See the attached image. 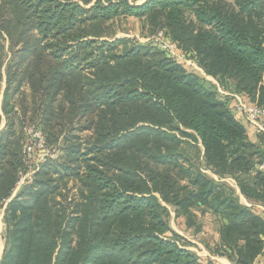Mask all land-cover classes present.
<instances>
[{
    "label": "trees",
    "instance_id": "1",
    "mask_svg": "<svg viewBox=\"0 0 264 264\" xmlns=\"http://www.w3.org/2000/svg\"><path fill=\"white\" fill-rule=\"evenodd\" d=\"M138 1L0 0V68L3 40L16 48L2 93L8 236L0 264H215L185 247L163 203L189 228L193 208L219 221L212 254L255 264L264 253V215L219 180L231 177L245 197L264 202V145L249 140L232 97L154 43L107 38L114 19L134 16L163 30L223 89L264 106V0ZM22 84L44 148L57 153L44 160L38 148L31 159L22 152L25 119L10 101ZM19 105L26 115L28 105ZM83 116L91 134L70 128L52 149L54 119L70 127ZM184 136L201 142L202 160L219 179L183 153Z\"/></svg>",
    "mask_w": 264,
    "mask_h": 264
},
{
    "label": "rangeland",
    "instance_id": "2",
    "mask_svg": "<svg viewBox=\"0 0 264 264\" xmlns=\"http://www.w3.org/2000/svg\"><path fill=\"white\" fill-rule=\"evenodd\" d=\"M139 0L138 2H140ZM225 5H232L231 0H221ZM110 34L107 38H110L111 40L114 38H127L132 39L137 42L142 43H154L158 48H160L157 43L155 42V32L150 31L148 26H143L140 19L134 17V16H127V17H119L114 19L110 23ZM4 43V49L1 54L2 58V67L0 68V131H3L7 127V118L5 113L2 110V100H3V90L6 86V72L5 67L8 64V62L11 60L12 56H14V50L9 48L7 39L3 40ZM162 49V48H160ZM167 52V51H166ZM168 53V52H167ZM173 57V54L168 53ZM179 60L184 62L187 69H191L196 71L200 76L204 77L207 81H210L213 83L216 87H221L215 78H213L210 75H206L203 69H201L199 66V69L194 68L191 64H189V61H194L189 57H185L182 55H177ZM176 56V58H178ZM174 58V57H173ZM195 62V61H194ZM14 85V84H12ZM26 87L22 84L21 86L17 87V89L11 90V102H14V109H17L18 114H21L22 118L25 120L23 121L21 125V130L23 132V138L21 140V143L24 138H26L24 127H32L34 131H37L38 133L43 135V132L41 131L43 128L41 125V120L38 115H33V112L31 110V99L28 95V92H24ZM23 91V92H22ZM22 93L27 94L25 96V99L22 98ZM30 99V100H29ZM58 102H61V96L59 95L57 97ZM19 102H22V105L27 106L28 110H26V115L23 116V110L20 108L21 105H19ZM20 112V113H19ZM33 117V119H31ZM36 117V118H35ZM85 117L75 118L72 122V124L69 127V124H67L68 120L65 119H59L55 118L53 123L54 127L51 131L55 138H52V140H55L54 144L52 145V149H56L57 151L59 148L61 149V145L63 144V133L64 131H67L71 128V132L74 133L77 137H87L91 134V131L88 130L87 123L85 121ZM63 120V121H62ZM62 121L63 124H58ZM18 123L16 122V128L19 130ZM69 127V128H68ZM190 131V130H188ZM44 136V135H43ZM183 143L181 144V150L185 155L191 159V162L198 167H200L205 174L213 179H219L218 175L214 173L213 169L209 166H207L204 161L202 160V145L200 141H194L192 138H189L188 136L183 137ZM39 149V148H38ZM37 149V153L40 155H44L45 151L44 149ZM49 150L48 152H52L50 148H47ZM23 152V150H22ZM52 156L56 155L57 153H49ZM261 164H264V162H261ZM260 164V165H261ZM259 165V166H260ZM31 169V167H30ZM29 172L25 173L28 174ZM25 174H22L20 176V179L15 186L12 196L16 195L20 187L25 183V180L28 179L29 175L25 176ZM219 180H222L226 182L228 185H230L232 188L236 184L235 180L231 177H224L220 178ZM68 185L71 186L70 189V195L75 191V188L73 186L72 180L68 182ZM165 207L169 211V225L173 232L177 233L181 236V238L184 240L182 243L185 244V247L190 249L192 252H194L198 257H200L203 261V263H206L208 260H211L212 262H216L217 260L214 258H226L222 255L218 254H212L210 252L209 247H213V244H215L218 241V238L216 236V233L219 228V221L211 216L208 212L201 213L198 209L193 208V211L196 214V217L194 219L195 225L191 226V228L187 227L184 221V218L182 216L176 217L175 216V208L171 204L163 203ZM5 205L0 206V261L4 255V251L7 244V222L5 220ZM170 237V236H169ZM262 262H259L260 264H264V258L262 259ZM216 264H219L216 262Z\"/></svg>",
    "mask_w": 264,
    "mask_h": 264
},
{
    "label": "built area",
    "instance_id": "3",
    "mask_svg": "<svg viewBox=\"0 0 264 264\" xmlns=\"http://www.w3.org/2000/svg\"><path fill=\"white\" fill-rule=\"evenodd\" d=\"M154 40L160 48L167 51L168 53L173 54V57L176 60L182 58L181 56L180 57L177 56V55H182L179 48L177 47V44L173 41L168 40L165 37L163 30H158L155 33ZM176 56L178 58H176ZM189 64H191L194 68L199 69L198 65L194 61H189ZM217 90L221 95L232 97L233 111L241 113L244 116V118L247 120V122L254 127L256 133L264 134L263 105L261 106L257 104L247 103L244 100V98L239 94L226 91L222 87H217ZM24 130H25L26 138H24L22 141V150L28 159H31L32 154L37 148L44 149L45 151V154L41 155L42 160H44L47 156H52L51 154H49L52 152H48L49 150L44 148V136L42 134L38 133L37 131H34L32 127H24ZM259 168L264 171V164H261ZM27 175H29V173L25 174V176Z\"/></svg>",
    "mask_w": 264,
    "mask_h": 264
},
{
    "label": "crops",
    "instance_id": "4",
    "mask_svg": "<svg viewBox=\"0 0 264 264\" xmlns=\"http://www.w3.org/2000/svg\"><path fill=\"white\" fill-rule=\"evenodd\" d=\"M233 113H234L236 119L239 120L246 127L247 136H248L249 140H251L252 142H257V143H261L262 145H264V134L256 133L254 130V127L250 123L247 122V120L244 118V116L241 113H238L235 111H233ZM233 188H234L235 194L237 195L239 201L242 204H245L247 206H252L254 208V210H256L257 212L264 215V202L248 199L247 197H245L240 192L239 187L236 184L233 186ZM216 236L218 237V233H216ZM263 258H264V253L259 255L256 258L255 264H260L259 262H262ZM214 259H216L217 260L216 262L219 264H234L231 261H229L227 258H220V257L218 258L217 257Z\"/></svg>",
    "mask_w": 264,
    "mask_h": 264
},
{
    "label": "water",
    "instance_id": "5",
    "mask_svg": "<svg viewBox=\"0 0 264 264\" xmlns=\"http://www.w3.org/2000/svg\"><path fill=\"white\" fill-rule=\"evenodd\" d=\"M142 2H144V0H141L139 3L141 4Z\"/></svg>",
    "mask_w": 264,
    "mask_h": 264
}]
</instances>
